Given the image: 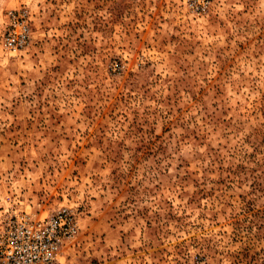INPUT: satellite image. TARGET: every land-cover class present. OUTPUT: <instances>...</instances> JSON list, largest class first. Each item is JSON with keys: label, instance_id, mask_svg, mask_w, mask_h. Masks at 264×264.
Wrapping results in <instances>:
<instances>
[{"label": "rangeland", "instance_id": "1", "mask_svg": "<svg viewBox=\"0 0 264 264\" xmlns=\"http://www.w3.org/2000/svg\"><path fill=\"white\" fill-rule=\"evenodd\" d=\"M0 0V217L73 214L59 264H264V0Z\"/></svg>", "mask_w": 264, "mask_h": 264}, {"label": "built area", "instance_id": "2", "mask_svg": "<svg viewBox=\"0 0 264 264\" xmlns=\"http://www.w3.org/2000/svg\"><path fill=\"white\" fill-rule=\"evenodd\" d=\"M208 3L209 0H199V9L205 11ZM27 42L25 10L9 11L0 50L15 53ZM76 233L77 222L64 209L38 219L20 214L3 215L0 217V264H59L61 248Z\"/></svg>", "mask_w": 264, "mask_h": 264}]
</instances>
